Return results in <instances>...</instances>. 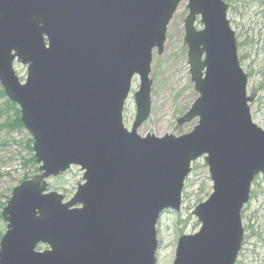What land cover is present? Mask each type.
I'll return each instance as SVG.
<instances>
[{"label": "water", "instance_id": "water-1", "mask_svg": "<svg viewBox=\"0 0 264 264\" xmlns=\"http://www.w3.org/2000/svg\"><path fill=\"white\" fill-rule=\"evenodd\" d=\"M181 3L198 98L180 123H198L180 137L142 138L153 51L162 54ZM227 10L222 0H0V85L41 172L2 210L0 264H156V225L164 211H180L201 157L212 194L193 210L200 228L178 239L173 264H236L241 212L264 176V131L251 120ZM14 63L26 67L24 83ZM135 76L128 131L123 109ZM74 166L84 182L65 201L46 181Z\"/></svg>", "mask_w": 264, "mask_h": 264}, {"label": "rangeland", "instance_id": "rangeland-1", "mask_svg": "<svg viewBox=\"0 0 264 264\" xmlns=\"http://www.w3.org/2000/svg\"><path fill=\"white\" fill-rule=\"evenodd\" d=\"M227 5V19L235 33L237 59L247 76L246 96L251 120L264 131V0H223ZM187 15L186 3H181L167 26L162 54L153 51L149 74L151 81L150 115L137 130L144 138L152 135L180 137L193 131L198 119L180 123L190 110L198 93L194 89L187 63L183 22ZM201 26L196 22V28ZM14 70L24 82L26 68L14 63ZM139 78L134 77L130 94L124 104L123 124L130 131L135 117L133 95L138 91ZM6 97H0V241L6 232L2 210L11 197L12 190L26 180L37 179L39 165L33 162L32 139L26 129L11 130L7 122L14 120V110L6 106ZM16 109L19 108L16 106ZM83 172L71 167L66 173L46 182L50 192L71 199L77 186L83 184ZM25 180V181H26ZM212 194V182L204 157L191 164L181 195L179 212L164 211L156 225L158 249L156 264H173L178 239L198 232L200 224L193 210ZM3 206V207H2ZM244 231L243 243L236 264H264V176H257L251 186L250 201L241 213ZM39 246L38 251H45Z\"/></svg>", "mask_w": 264, "mask_h": 264}, {"label": "trees", "instance_id": "trees-1", "mask_svg": "<svg viewBox=\"0 0 264 264\" xmlns=\"http://www.w3.org/2000/svg\"><path fill=\"white\" fill-rule=\"evenodd\" d=\"M0 97H5L1 86H0ZM5 103H6V106L8 108H10L11 110H14V120H12L10 122H7L6 126H4V127H8L11 130H21V129H23V125H22L21 121L19 120V116H20L19 110L16 109V105L11 103V102H9L8 100ZM29 144H32V143L29 142ZM32 160L34 162V159H32ZM26 179L27 178L23 179V181H25Z\"/></svg>", "mask_w": 264, "mask_h": 264}]
</instances>
